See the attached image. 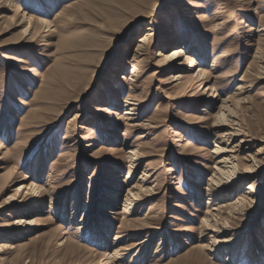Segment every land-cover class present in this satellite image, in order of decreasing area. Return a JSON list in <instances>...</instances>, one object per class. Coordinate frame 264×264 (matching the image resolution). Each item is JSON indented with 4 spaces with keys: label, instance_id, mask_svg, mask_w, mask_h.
I'll use <instances>...</instances> for the list:
<instances>
[{
    "label": "rangeland",
    "instance_id": "obj_1",
    "mask_svg": "<svg viewBox=\"0 0 264 264\" xmlns=\"http://www.w3.org/2000/svg\"><path fill=\"white\" fill-rule=\"evenodd\" d=\"M107 257L264 264V0H0V264Z\"/></svg>",
    "mask_w": 264,
    "mask_h": 264
},
{
    "label": "bare ground",
    "instance_id": "obj_2",
    "mask_svg": "<svg viewBox=\"0 0 264 264\" xmlns=\"http://www.w3.org/2000/svg\"><path fill=\"white\" fill-rule=\"evenodd\" d=\"M149 37H150V35H147V36L145 35L144 37H142L140 43L147 42L149 40ZM180 52L181 51H178V52L174 51L172 54L167 55L166 58L169 57L170 59H173V58H175L176 55L180 56ZM140 53H141V51L137 52V56L138 55L140 56ZM198 75L203 77L204 73L202 71H200L198 73ZM174 78H175V81H181L182 79H184L183 76L180 74L174 75ZM130 81H132V79H130ZM227 102L228 101L223 102V106L221 107V110H220V113L218 116V119L221 120L223 123H225L226 126H228V124L229 125L235 124V122L233 123L232 121H230L231 119L230 120L228 119L229 117H231V113H230L231 111L229 109V106L227 105ZM130 111H134V110L130 109ZM130 111L127 112L126 114L132 115V113ZM227 131L228 132L225 135L226 141L224 142L225 146L222 148H219V146H217V151L214 153L217 156L224 155V157L221 160H219L218 167L216 169L217 172L214 176V179H212L214 181V183H216V185H218V186L223 184V180H226L225 183H227V185L225 188H227L228 186H230V187L235 186V184H236L235 182H237V179L239 178L238 177L239 176V174H238L239 159H237L235 154L237 152H240L242 149H244L245 145L248 142L246 139L242 138L243 135H241V131L238 130V128L236 129V128H233L232 126H229V129ZM251 159H252V163H254V164L252 167H250V169L247 171V173L254 174V168H255V162L256 161H255V158H251ZM128 178H130V177H128ZM31 190L35 191L37 189L32 187ZM248 191H249L248 195H252L256 191V189L253 185H250L248 188ZM131 195L137 196L136 194H132V193H131ZM248 199H244V198L240 199L239 202H237L238 203L237 205L238 206H239V204L243 205V203H245V201ZM131 205H132V203H130V206ZM217 211L220 212L219 209ZM128 214H129V212L127 211L126 215H128ZM217 216H218V214L213 215L214 218L215 217L217 218ZM208 222L209 221L207 220V223ZM120 254H121V252H120ZM115 259H119L118 250L116 251ZM112 260H114V258L107 257L106 260L103 261V264H113Z\"/></svg>",
    "mask_w": 264,
    "mask_h": 264
}]
</instances>
